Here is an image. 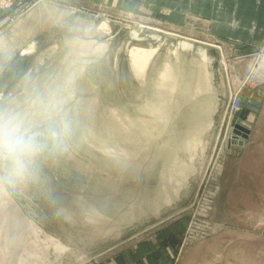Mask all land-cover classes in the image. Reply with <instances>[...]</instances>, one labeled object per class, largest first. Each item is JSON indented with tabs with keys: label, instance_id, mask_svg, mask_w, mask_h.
Here are the masks:
<instances>
[{
	"label": "rangeland",
	"instance_id": "rangeland-1",
	"mask_svg": "<svg viewBox=\"0 0 264 264\" xmlns=\"http://www.w3.org/2000/svg\"><path fill=\"white\" fill-rule=\"evenodd\" d=\"M110 1L0 0V129L39 146L0 147V264H264V48L214 69Z\"/></svg>",
	"mask_w": 264,
	"mask_h": 264
},
{
	"label": "crops",
	"instance_id": "crops-1",
	"mask_svg": "<svg viewBox=\"0 0 264 264\" xmlns=\"http://www.w3.org/2000/svg\"><path fill=\"white\" fill-rule=\"evenodd\" d=\"M83 1L95 4L105 0ZM110 2L115 5H128L133 10L141 6L151 8L153 15L160 22H171L177 32L175 34L190 41L192 47L187 49L192 54L200 53L198 49H206L209 65L214 69L223 67L221 65H224V54L226 57L231 53L239 56L246 54L247 50H254L253 47L264 48V0H111ZM216 43L223 46L221 51L214 47ZM190 62L195 67L198 61L192 58Z\"/></svg>",
	"mask_w": 264,
	"mask_h": 264
},
{
	"label": "clouds",
	"instance_id": "clouds-1",
	"mask_svg": "<svg viewBox=\"0 0 264 264\" xmlns=\"http://www.w3.org/2000/svg\"><path fill=\"white\" fill-rule=\"evenodd\" d=\"M0 147L6 151L11 159L13 171L16 173L24 171L26 167L25 157L39 150L35 138L28 135L19 124L12 121L0 129Z\"/></svg>",
	"mask_w": 264,
	"mask_h": 264
},
{
	"label": "bare ground",
	"instance_id": "bare-ground-1",
	"mask_svg": "<svg viewBox=\"0 0 264 264\" xmlns=\"http://www.w3.org/2000/svg\"><path fill=\"white\" fill-rule=\"evenodd\" d=\"M153 38H160V36L159 35H155V36H153ZM181 44L180 45H182V47H184V48H191L192 47V45L189 43V42H186V41H182V42H180ZM194 46V45H193ZM158 49V48H157ZM199 50V52L203 55V56H205V57H207L208 55H207V51H206V49H203V48H201V49H198ZM154 52V50L153 49H144V48H138L136 51H133V60H134V62L138 65V66H144L146 63H147V61L150 59V57H151V55H152V53ZM204 58V57H203ZM206 60V59H205ZM134 69V68H133ZM38 134V133H37Z\"/></svg>",
	"mask_w": 264,
	"mask_h": 264
},
{
	"label": "water",
	"instance_id": "water-1",
	"mask_svg": "<svg viewBox=\"0 0 264 264\" xmlns=\"http://www.w3.org/2000/svg\"><path fill=\"white\" fill-rule=\"evenodd\" d=\"M242 117H245V115H246V110H244V111H242L241 112V114H240ZM236 125H238V124H236ZM246 130V132L248 133L249 132V130H247V129H245ZM247 134H245L244 136H246ZM248 136V135H247Z\"/></svg>",
	"mask_w": 264,
	"mask_h": 264
}]
</instances>
